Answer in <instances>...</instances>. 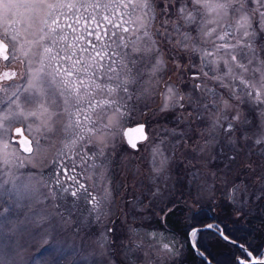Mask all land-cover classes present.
Segmentation results:
<instances>
[{
	"label": "snow or ice",
	"instance_id": "1",
	"mask_svg": "<svg viewBox=\"0 0 264 264\" xmlns=\"http://www.w3.org/2000/svg\"><path fill=\"white\" fill-rule=\"evenodd\" d=\"M0 29V101H7L0 103V164L22 168L41 153V139L63 136L47 176L17 179L9 172L11 189L0 180V191L12 193L9 215L42 197L47 210L38 222L45 227L99 229L101 259L90 264H135L123 239L126 225L129 236L137 231L128 216L180 210L181 246L159 245L172 264H182L185 249L204 257L199 264L214 262L208 247L221 243L239 249L233 264H264L215 217L205 222L203 186L195 195L192 189L198 173L188 182L189 199L171 175L180 171L177 153L190 155L195 140L201 154L223 165L237 221L264 206V0H0ZM149 99L160 100L159 116L122 130ZM37 119L35 129L24 123ZM14 123L24 125L15 135ZM117 137L147 157L150 169L144 192L121 196L122 207L116 197L125 186L112 176ZM34 215L13 222L0 211V236L7 225L9 239L27 233ZM145 238L158 241L159 234ZM118 250L125 261L113 259ZM74 254L73 264H89L74 248L64 256Z\"/></svg>",
	"mask_w": 264,
	"mask_h": 264
},
{
	"label": "rangeland",
	"instance_id": "2",
	"mask_svg": "<svg viewBox=\"0 0 264 264\" xmlns=\"http://www.w3.org/2000/svg\"><path fill=\"white\" fill-rule=\"evenodd\" d=\"M17 63L18 62H13V68H18ZM0 68H2L1 65ZM165 79H167V76H165ZM146 120L147 118H145L143 122L145 123ZM134 122L138 121L134 120ZM24 123L30 125L33 129L39 127L40 124L38 119L35 121L26 120ZM16 125L24 127V125L21 124ZM127 125L128 123L126 121L122 123L121 127L124 128V126L126 127ZM150 127L155 130L156 124L153 123ZM25 135H28L26 131ZM62 140V135L49 136L47 139H41V153L32 163H25L22 168L8 166V170H5V166L0 164V173L3 174L0 176V180H2L5 188L11 189L12 187L9 172L13 173L17 179L26 178L33 174L38 175L41 172L47 176V168L49 167L47 162L54 156L52 155L53 150H57L61 147ZM121 140V138L117 139L116 144L120 143ZM191 148L193 151L188 156L177 153V159L181 162L180 171L177 172L175 168L172 169V182L175 183L176 179L181 180L185 193L184 198L189 199L187 196L188 182L194 180L192 176L193 172L198 173V178H195L192 184L193 195L196 194L195 188L202 185L201 193L205 206H213L216 213L229 210V216H227L226 221H230V218H237V214L228 200L227 189L223 185L222 177L225 176V173L221 170L223 169V165L218 161L212 160L209 153L201 154L195 140L192 142ZM141 155V153L135 151H128L127 147L125 145L123 146V158L122 161H120L118 180L121 179L125 187L120 189V196L116 197L117 207L123 206L121 196H124L126 199H131L133 192H135L136 196H141L145 190V186L149 182L147 179L150 174L149 162L147 157L141 159ZM33 165H35V169H33ZM214 173L215 175H213ZM116 175L117 173H112L113 178L116 177ZM228 179H231V176H229ZM141 181H143V184ZM177 188H181V185H177ZM11 195V192L0 191V201H7L0 206V211L9 216L10 221L14 222L17 219L23 221L25 215H35L29 231L17 235L13 239L8 238L12 236L13 226L7 225L5 227L4 236H0V264H73V260L76 258L75 254L73 256H64V253L73 248L76 249L81 256L87 257L89 264L93 258L97 261L101 259L99 250L96 248L99 229L88 227L82 229L79 234H77L76 229L71 226L68 228L60 227L56 231H53L51 226L45 227L38 222L41 210L45 209V203L41 202L42 197H37L36 201H24L21 207H17L15 211H12L9 215L8 209ZM179 195L180 192L178 191L177 196ZM189 202L191 201L189 200ZM147 204L148 201L145 200L144 205ZM125 211H127V209H125ZM261 212V207H251L246 216L256 215V213ZM166 214L167 211L161 212L159 208H154L152 211L145 210L141 216H136L135 219H133L131 214L128 216V225L137 231L135 234L129 236L127 232L128 226L126 225L123 239L126 247L131 245V252L136 253V255H131V259L135 264H172V259L164 256L159 245L165 242H171L176 244L179 248L183 242V235L178 233V231L173 232L167 230L163 226L158 227L153 223L155 219L164 218ZM152 219H154V221H152ZM263 223L264 219L262 221V224ZM259 226L261 227V225ZM152 232L159 234L158 241L145 238V233ZM141 242L144 247L137 250L135 245ZM105 259H107V257H105ZM113 259L125 261L127 257L124 251L118 250L117 255L114 256ZM259 259L264 260L262 255Z\"/></svg>",
	"mask_w": 264,
	"mask_h": 264
},
{
	"label": "trees",
	"instance_id": "3",
	"mask_svg": "<svg viewBox=\"0 0 264 264\" xmlns=\"http://www.w3.org/2000/svg\"><path fill=\"white\" fill-rule=\"evenodd\" d=\"M262 212L256 213V215L246 216L240 221L237 218H230V221H226L229 216V210H223L220 213H216L215 209L211 205H206L203 215L205 216V222H213L212 218L215 217V222L221 224V226H227V228L239 239L240 243H245L251 246L254 250L255 256L262 252L264 247V207L262 206ZM155 223L158 227H164L170 231H178L183 235V229L186 224V216L180 210L173 212L172 214H166L164 218L155 219ZM167 225V226H165ZM261 225V227L259 226ZM209 238L205 237V243ZM208 251L211 252L214 257V262L209 259V264H233L234 257L238 256L239 249L232 245H210ZM204 259L199 255L189 257L186 253L182 264H199ZM179 264V262H178Z\"/></svg>",
	"mask_w": 264,
	"mask_h": 264
},
{
	"label": "flooded vegetation",
	"instance_id": "4",
	"mask_svg": "<svg viewBox=\"0 0 264 264\" xmlns=\"http://www.w3.org/2000/svg\"><path fill=\"white\" fill-rule=\"evenodd\" d=\"M21 11H23V10H21ZM17 28H19L20 27V25L19 24H17V26H16ZM0 30H2V29H0ZM18 47H19V45H18ZM17 55L18 56H21V59H24L23 58V56H22V54L20 53V52H17ZM0 65L2 66V68H0V70H3L4 69V61L2 60V58H0ZM11 67L13 68V63L11 64ZM17 70H22V68L24 67V64L23 63H17ZM0 103H2V104H6L7 103V101L6 100H2V101H0ZM139 122V121H138ZM127 123H128V125L126 126V127H130V126H133V125H136L137 124V122H134V120L133 121H127ZM139 123H141V122H139ZM144 123V122H143ZM9 127H11L12 128V130L14 129V128H16V127H19L18 125H16V124H12V125H9ZM126 127L124 126V128H122V130H124V129H126ZM120 141V140H119ZM126 146L127 147V149H128V146H127V143H126V140H125V138H123L122 140H121V142L120 143H118V144H116V153H118V155L117 154H113V160L115 161L113 164H112V173H117V175H116V177H114V179H115V181L117 182V184H120V183H122L123 181L120 179V180H118V177H119V167H120V161H122V158H123V146ZM56 148H58V147H56ZM57 150H53V154L52 155H54V153L56 152ZM128 151H132V152H134V150H129L128 149ZM39 156V155H38ZM51 158H53V156L51 157ZM44 165V164H43ZM121 189V188H120ZM120 189H119V191H120ZM151 221V220H150ZM152 221H154V219H152ZM151 221V222H152ZM264 248V247H263ZM262 255V257H263V259H264V251H263V249H262V252L260 253V254H258V255H256L255 257L256 258H258L259 259V257ZM260 260V259H259Z\"/></svg>",
	"mask_w": 264,
	"mask_h": 264
},
{
	"label": "clouds",
	"instance_id": "5",
	"mask_svg": "<svg viewBox=\"0 0 264 264\" xmlns=\"http://www.w3.org/2000/svg\"><path fill=\"white\" fill-rule=\"evenodd\" d=\"M163 84L164 81L161 80L160 81V88H163ZM156 95V93H153L152 96L154 97ZM163 94L161 93V98H162ZM147 107H143L141 106V108L139 110H137L135 116L133 117V119L131 120H137L141 123H143V121L145 120V118L148 119V117L151 115L152 119L155 120V118L157 116H159V112H157L156 110L160 107V100H155V102H153L152 99H149L147 101ZM128 120V121H131ZM117 139H119V137H117Z\"/></svg>",
	"mask_w": 264,
	"mask_h": 264
},
{
	"label": "water",
	"instance_id": "6",
	"mask_svg": "<svg viewBox=\"0 0 264 264\" xmlns=\"http://www.w3.org/2000/svg\"><path fill=\"white\" fill-rule=\"evenodd\" d=\"M136 126H137V124H136V125H133V126H130V127H126V129H124V131H127V130H129V129H133V128H135ZM14 130H15V128L13 129V135H15ZM133 135H136V134L133 133ZM125 140H126V138H125ZM126 143H127V140H126ZM263 251H264V248H263ZM202 258H204V257H202ZM256 259L259 260L258 258H256ZM209 263H210V261H209Z\"/></svg>",
	"mask_w": 264,
	"mask_h": 264
}]
</instances>
